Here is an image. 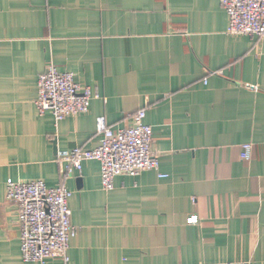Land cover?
I'll return each instance as SVG.
<instances>
[{
  "label": "crops",
  "instance_id": "0c3cea01",
  "mask_svg": "<svg viewBox=\"0 0 264 264\" xmlns=\"http://www.w3.org/2000/svg\"><path fill=\"white\" fill-rule=\"evenodd\" d=\"M228 25L220 0H0V264H38L5 198L30 180L71 193L68 264H264V37ZM49 64L98 94L86 113H38ZM141 108L158 169L110 190L96 160L64 176L59 152L97 147V117L124 128Z\"/></svg>",
  "mask_w": 264,
  "mask_h": 264
},
{
  "label": "built area",
  "instance_id": "2783aa9c",
  "mask_svg": "<svg viewBox=\"0 0 264 264\" xmlns=\"http://www.w3.org/2000/svg\"><path fill=\"white\" fill-rule=\"evenodd\" d=\"M220 4L229 18L228 34L264 37V0H220ZM97 97L89 86L77 82L71 72L59 71L53 64L38 75L36 109L41 115L51 113L56 121L86 113L91 100ZM131 121L128 127L113 129L104 117H97L95 128L101 135L97 147L59 152L64 176L80 173L84 160H96L100 164L101 187L110 190L116 176L158 169V156L150 147L152 128L145 123V109L134 112ZM251 152L252 144H243L240 158L249 160ZM70 195L64 184L49 187L41 180L12 181L6 185V201L17 209L24 262L44 264L57 258L68 264L69 243L77 232L70 219ZM197 222L196 215L187 218L189 224Z\"/></svg>",
  "mask_w": 264,
  "mask_h": 264
}]
</instances>
